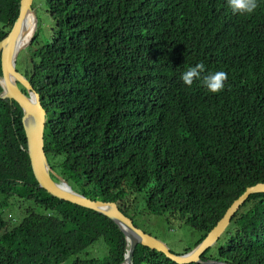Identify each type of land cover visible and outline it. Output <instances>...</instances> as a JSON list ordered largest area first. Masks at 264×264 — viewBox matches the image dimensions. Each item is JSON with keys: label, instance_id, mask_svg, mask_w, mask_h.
Returning a JSON list of instances; mask_svg holds the SVG:
<instances>
[{"label": "trees", "instance_id": "1", "mask_svg": "<svg viewBox=\"0 0 264 264\" xmlns=\"http://www.w3.org/2000/svg\"><path fill=\"white\" fill-rule=\"evenodd\" d=\"M44 5L47 36L40 40L37 26L16 70L47 112L49 165L75 191L113 201L131 219L127 211L142 202L189 225L199 232L191 250L246 187L264 182V0L251 15L234 14L228 0ZM18 8L19 0H0V40ZM198 63L202 76L228 74L222 91L183 83ZM21 113L0 98V264L69 256L72 264H120L128 245L113 221L38 186ZM17 205L25 206L18 223L10 213ZM90 247L103 251L90 257ZM200 259L264 264V192L248 196ZM132 264L178 263L137 244Z\"/></svg>", "mask_w": 264, "mask_h": 264}, {"label": "water", "instance_id": "2", "mask_svg": "<svg viewBox=\"0 0 264 264\" xmlns=\"http://www.w3.org/2000/svg\"><path fill=\"white\" fill-rule=\"evenodd\" d=\"M32 3L33 0H19L15 21L8 34L0 40V87L2 89L0 98L14 100L21 108L20 121L26 136V151L38 186L53 197L94 210L113 221L123 232L128 245L124 259L120 264H132L133 251L137 244L159 251L178 264L220 263L214 260L203 261L200 256L216 243L229 225L234 213L248 196L264 192V182H257L246 187L243 193L233 200L206 236L191 250L179 254L171 252L163 241L134 225L133 220L125 215L115 202L91 199L72 189L67 180L52 170L47 161L44 152V128L47 112L41 105L39 94L30 82L16 70V58L19 51L31 42L34 35L33 33L27 41L19 44V40L25 34L29 14H34ZM18 84L25 89L26 93L19 89Z\"/></svg>", "mask_w": 264, "mask_h": 264}, {"label": "rangeland", "instance_id": "3", "mask_svg": "<svg viewBox=\"0 0 264 264\" xmlns=\"http://www.w3.org/2000/svg\"><path fill=\"white\" fill-rule=\"evenodd\" d=\"M32 9L37 19L36 28L38 26V33L41 37V40L44 36H47L48 31V22L44 0H33ZM30 43L27 46H29ZM25 48L21 49L19 53ZM19 53L16 58V66L18 67L19 71L22 72L19 66L21 64V55ZM18 207L19 206L17 205L16 208L13 209V211H10L11 215L13 217H16L14 218L15 221L17 220L16 223H18L23 218L24 212L22 210L25 206L21 207L22 210ZM127 212L133 218L132 220L138 228L142 229L145 233H148L163 241L169 247V249H171L175 253L184 252V250L187 247L191 246L193 242L199 237V232L197 230L177 219L168 218L167 215L164 214L156 215L147 212L143 209L142 202H138L134 206V208H130ZM10 213H7L6 216L9 217ZM249 214L250 208L242 211L239 215L238 222L240 223ZM91 248L92 247L86 250V252H88V256L90 257H92V255L98 256L103 251V249L100 248H94L95 250L91 251ZM73 258V256H69L59 264H72Z\"/></svg>", "mask_w": 264, "mask_h": 264}, {"label": "clouds", "instance_id": "4", "mask_svg": "<svg viewBox=\"0 0 264 264\" xmlns=\"http://www.w3.org/2000/svg\"><path fill=\"white\" fill-rule=\"evenodd\" d=\"M228 6L234 14L251 15L258 8V0H228ZM204 72L205 65L198 63L183 72L181 79L189 87L193 85L194 81L200 80L211 93L215 94L222 91L228 79V74L225 71H216L202 76Z\"/></svg>", "mask_w": 264, "mask_h": 264}, {"label": "bare ground", "instance_id": "5", "mask_svg": "<svg viewBox=\"0 0 264 264\" xmlns=\"http://www.w3.org/2000/svg\"><path fill=\"white\" fill-rule=\"evenodd\" d=\"M36 24H37V21L35 19V15L33 13H30L28 17V21L25 26V34L19 40V44L27 41L31 37V35L36 30Z\"/></svg>", "mask_w": 264, "mask_h": 264}]
</instances>
